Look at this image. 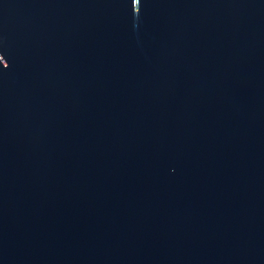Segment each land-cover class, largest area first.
<instances>
[{
  "label": "water",
  "instance_id": "95a60500",
  "mask_svg": "<svg viewBox=\"0 0 264 264\" xmlns=\"http://www.w3.org/2000/svg\"><path fill=\"white\" fill-rule=\"evenodd\" d=\"M0 264H264V0H0Z\"/></svg>",
  "mask_w": 264,
  "mask_h": 264
}]
</instances>
